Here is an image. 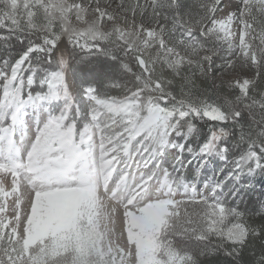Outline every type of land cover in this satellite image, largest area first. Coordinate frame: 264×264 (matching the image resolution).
Instances as JSON below:
<instances>
[{"label": "rangeland", "instance_id": "rangeland-1", "mask_svg": "<svg viewBox=\"0 0 264 264\" xmlns=\"http://www.w3.org/2000/svg\"><path fill=\"white\" fill-rule=\"evenodd\" d=\"M182 1L7 0L16 30L52 28L59 69L37 84L26 56L0 66V264H190L193 244L236 250L253 235L264 180L244 182L229 165L223 127L198 158L175 128L191 111L223 122L205 83L246 94L264 80V0H221L212 17L215 1ZM76 36L126 47L159 96L100 98L90 87L78 99ZM252 155L253 178L264 154Z\"/></svg>", "mask_w": 264, "mask_h": 264}, {"label": "trees", "instance_id": "trees-1", "mask_svg": "<svg viewBox=\"0 0 264 264\" xmlns=\"http://www.w3.org/2000/svg\"><path fill=\"white\" fill-rule=\"evenodd\" d=\"M213 1L216 2V7L209 17H212L217 6L223 2ZM184 3V9H188L193 0L182 1V4ZM11 12L7 0H0V66L4 62L15 63L26 56L24 63L29 64L28 72L39 84L45 76L59 69L55 55L56 47L53 44L54 35L50 32L52 28L41 26L30 30H16L14 22L9 18ZM18 26L24 27L22 23ZM196 34L199 35L197 32ZM72 44L69 63L76 81L78 99L84 100L85 92L90 87L95 89L96 95L100 98L123 99L134 90L141 91L139 94L144 100L149 96L154 98L159 96L157 91H154L156 80L152 74L146 75L137 58L131 51H127L126 47L115 48L112 42H103L97 46L95 42L89 43L82 36L74 37ZM107 45L115 48L116 58L106 54ZM126 68L131 75L123 71ZM137 77L140 80L139 86H137ZM144 83L153 86L152 89L143 91ZM205 84L204 94L201 97L221 110L224 120L221 122L205 119L194 111H191L190 117L179 120L175 132L181 131L176 140L180 143L182 152L184 155L198 158L210 144L213 133L223 127L227 132L224 142L226 161L237 170L244 182L258 185V182L264 180L261 177L264 176V167L256 171L253 178L250 173L254 169L255 162L252 152L264 154L262 153V150L264 151V80L260 77L255 78L246 94H242L236 87ZM123 90H126V93ZM163 96L168 102L171 101L170 96L166 94ZM163 105L167 106L166 103ZM81 129L82 126L79 124L77 132L80 133ZM194 174L195 171L192 170L190 177L195 178ZM249 193L251 196L256 195ZM249 220L253 235L248 236L239 249H233L223 239L215 241L213 245L209 243L202 247L196 243L191 246L193 254L190 264H264V212L257 208L252 211ZM3 245L4 243L0 242V247ZM4 260L3 257L0 263H5Z\"/></svg>", "mask_w": 264, "mask_h": 264}, {"label": "bare ground", "instance_id": "bare-ground-1", "mask_svg": "<svg viewBox=\"0 0 264 264\" xmlns=\"http://www.w3.org/2000/svg\"><path fill=\"white\" fill-rule=\"evenodd\" d=\"M159 111H156V110H154L153 112H152V114H151V117H150V121L151 122H156L157 121V119H158V116H159ZM16 115V114H15ZM13 137H11V139H12ZM10 140V139H9ZM12 149V141L10 140L9 141V143H8V150H11ZM129 168V167H128ZM127 168V169H128ZM44 178V177H43ZM60 179V178H59ZM40 189V188H39ZM42 189V188H41ZM40 189V190H41ZM25 192V191H24ZM45 202V201H44ZM50 202V201H49ZM46 206V205H45ZM51 206V205H50ZM47 208V207H46ZM37 215V214H36ZM39 216V215H38ZM30 218V217H29ZM34 220V219H33ZM32 220V221H33ZM34 224V223H33ZM32 224V225H33ZM28 227V226H27ZM33 228V227H32ZM34 229V228H33Z\"/></svg>", "mask_w": 264, "mask_h": 264}]
</instances>
